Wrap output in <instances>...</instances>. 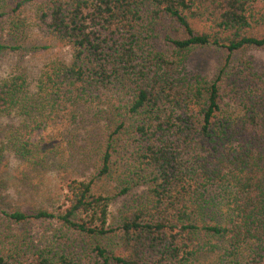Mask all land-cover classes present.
Listing matches in <instances>:
<instances>
[{"label":"trees","instance_id":"trees-1","mask_svg":"<svg viewBox=\"0 0 264 264\" xmlns=\"http://www.w3.org/2000/svg\"><path fill=\"white\" fill-rule=\"evenodd\" d=\"M31 3L34 25L71 49L32 100L73 114L101 104L111 129L99 175L114 173L119 195L145 188L115 223L94 176L69 178L56 209H0L59 225L43 245L4 229L0 264H190L201 252L264 264V72L242 56L232 62L264 47V0H0L10 39ZM208 45L227 51L211 79L186 70L190 51ZM24 86L19 75L0 82V117L19 104L30 112ZM34 128L5 133L0 161L8 150L22 166L46 163Z\"/></svg>","mask_w":264,"mask_h":264},{"label":"rangeland","instance_id":"rangeland-1","mask_svg":"<svg viewBox=\"0 0 264 264\" xmlns=\"http://www.w3.org/2000/svg\"><path fill=\"white\" fill-rule=\"evenodd\" d=\"M35 9L36 3L28 4L14 19L20 30L14 39H10L12 36L5 17L0 19V43L16 47L0 50V82L22 76L25 80L22 95L26 93L25 99L30 100L24 102L30 112L19 104L9 114L0 117V138L5 133H16L31 125L36 133L31 136V141L50 150V155L46 163L30 168L22 166L12 151L4 152L0 161V209L8 212L56 209L63 201L65 183L69 178L94 176L93 190L110 197L108 223H115L122 210L141 195L145 187L135 186L128 193L119 195L114 173L111 177L99 175L101 151L111 129L105 112L99 110L104 108L101 104H85L73 114L70 111L53 112L48 104L32 100L39 97L38 80L42 73L71 60V49L67 44L34 25ZM226 56L227 51L222 47H196L189 53L186 70L211 79ZM241 56L250 60L256 70L264 72V47H249L237 52L232 56V62ZM38 107L45 110L41 117L34 113ZM33 118L38 121L34 122ZM58 228L55 222L38 219L15 222L0 214L1 236L6 233L3 230L8 229L7 234H15L18 238L26 236L33 243L43 245L45 240L56 239ZM190 264L224 263L217 252H201Z\"/></svg>","mask_w":264,"mask_h":264}]
</instances>
